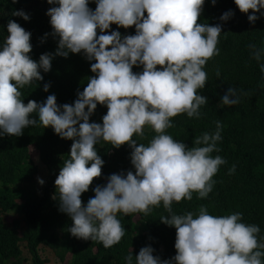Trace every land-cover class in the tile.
I'll use <instances>...</instances> for the list:
<instances>
[{"label":"clouds","instance_id":"9594fccd","mask_svg":"<svg viewBox=\"0 0 264 264\" xmlns=\"http://www.w3.org/2000/svg\"><path fill=\"white\" fill-rule=\"evenodd\" d=\"M47 3L58 5L45 13L52 36L58 37L54 54L32 60L30 33L11 19L5 25L7 35L0 42V136H19L29 126H50L61 139L72 141L55 178L53 197L58 211L72 221L68 233L109 248L124 235L118 212L147 214L162 203L168 215L159 220L175 228V255L161 260L145 246L134 261L132 253L126 255L124 264H262L264 243H258L256 235L260 229L243 223L241 213L214 216L201 206L194 217L192 212L177 215L171 209L173 202L191 200L193 192L198 199L206 197L213 187L211 177L225 163L219 155H210L219 151V120L215 131L196 137L192 147L165 133L173 126L170 118L181 113L199 118L206 103L197 90L206 81L202 66L219 52L221 25L197 23L204 0H94V10L87 7L89 0ZM234 4L241 13L252 11L247 16L250 23L257 19V12L264 16V0H234ZM11 15L29 19L23 10ZM231 16L229 10L219 19L223 22ZM112 24L125 29L134 26L135 34L109 33L106 30ZM69 53H82L86 60L95 61L90 63L95 75L73 103L57 106L55 96L49 94L42 104L32 100L24 104L18 89L41 80L40 70L49 71L53 55L66 58ZM262 53L264 49L253 46V59L259 61ZM134 65L142 66V71L132 72ZM260 72L264 75V64ZM43 90H48V84ZM238 102L231 87L220 96L224 106ZM98 103L107 111L102 123H90ZM146 125L155 135L147 144L137 143L133 134L143 137ZM100 141L112 147L127 144L134 174H110L82 206L81 193L101 173L103 160L94 147ZM234 169L233 165L229 173ZM37 182L43 184L39 178Z\"/></svg>","mask_w":264,"mask_h":264},{"label":"trees","instance_id":"16d2710c","mask_svg":"<svg viewBox=\"0 0 264 264\" xmlns=\"http://www.w3.org/2000/svg\"><path fill=\"white\" fill-rule=\"evenodd\" d=\"M54 6L58 5H49L47 0H0V42L7 35L5 25L11 19L30 33L28 55L32 60L38 61L44 53L54 54L58 37L52 36L49 17L45 14ZM87 7L94 10V0H89ZM17 10H23L29 19L12 16ZM229 10L232 16L220 21L219 17ZM250 14L251 10L241 13L234 0H215L214 5L211 0H204L197 23L221 25L216 45L219 52L202 66L206 81L204 87L197 90L207 98L206 103L200 108L199 118H189L183 113L170 118L173 126L165 129V133L192 147L196 137L215 131V122L220 121L221 139L216 144L219 151L210 155H219L225 163L219 165L211 177L212 190L204 198L198 199L193 192L191 200L182 198L173 202L172 213L192 212L195 217L201 206L214 216L239 212L243 223L259 227L257 240L264 243L261 239L264 237V75L260 72L264 53L259 61L251 55L253 46L264 49V16L257 12V19L250 23L247 20ZM112 30L118 31L121 37L135 34L134 26L125 29L112 24L106 31ZM94 62L86 60L82 53H69L66 58L53 55L49 71L40 70L41 80L18 89L22 102L27 104L32 100L42 104L53 94L57 106L71 105L88 78L95 75L90 71V63ZM131 71L140 72L142 66L134 65ZM45 84H48L47 91L43 90ZM229 87L235 90L239 102L224 106L220 96ZM106 111V107L98 103L89 122L102 123L101 117ZM32 118L36 119L35 114ZM143 133V137L133 134L132 139L147 144L155 135L147 125ZM71 143L69 139H61L50 126H29L19 136H0V264H47L40 255V247L51 250L61 264H124L126 255L132 253L134 261L139 249L145 246H150L153 256L161 260L174 256L175 228L160 222L161 215H168L162 203L152 206L147 214L118 212L116 218L125 231L119 242L109 248L98 241L77 239L68 233L72 221L58 211V201L53 197L56 195L54 181ZM94 147L103 165L100 176L93 178L88 190L81 193L82 206L94 196L92 189L105 185L110 174L127 171L134 174L127 144L112 147L100 141ZM34 157L47 171V181L39 191L31 186V178L38 172ZM233 165L235 169L229 173ZM8 213L20 214L23 226L8 225L4 218ZM261 260L264 264V256Z\"/></svg>","mask_w":264,"mask_h":264},{"label":"rangeland","instance_id":"374dc122","mask_svg":"<svg viewBox=\"0 0 264 264\" xmlns=\"http://www.w3.org/2000/svg\"><path fill=\"white\" fill-rule=\"evenodd\" d=\"M34 162L38 168V172L31 178V186L33 188H36L37 191H39L41 190V186L47 181V171L45 170L44 166L41 164L37 157H34ZM38 178L43 180V184H39L37 182ZM4 218L8 225L18 224L21 227L23 226L22 216L20 214L8 213L4 216ZM22 250L24 252V255L27 256V252L24 250L23 247ZM40 255L43 259L47 261V264H61L57 262L53 252L48 248L40 247Z\"/></svg>","mask_w":264,"mask_h":264}]
</instances>
